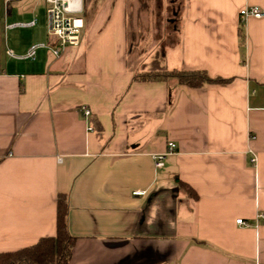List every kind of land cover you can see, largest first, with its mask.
I'll list each match as a JSON object with an SVG mask.
<instances>
[{
    "label": "crops",
    "instance_id": "0c3cea01",
    "mask_svg": "<svg viewBox=\"0 0 264 264\" xmlns=\"http://www.w3.org/2000/svg\"><path fill=\"white\" fill-rule=\"evenodd\" d=\"M87 1L80 46L50 61L7 55L54 42L46 0H0V253L54 236L62 193L70 264H264V17H240L264 0H181L174 40L140 53L232 79L199 88L133 81L128 0Z\"/></svg>",
    "mask_w": 264,
    "mask_h": 264
},
{
    "label": "trees",
    "instance_id": "16d2710c",
    "mask_svg": "<svg viewBox=\"0 0 264 264\" xmlns=\"http://www.w3.org/2000/svg\"><path fill=\"white\" fill-rule=\"evenodd\" d=\"M244 39V32L240 30ZM128 54L130 61L128 67L133 73V81L169 82L174 80L180 85L199 88L207 84L229 83L232 79L212 78L206 71H185L168 69L159 60L154 58L150 63L141 60L140 52L134 37L128 36ZM176 181L179 188L188 197L197 200V193L178 177ZM69 202L66 194L57 196V226L56 234L41 238L36 244L12 252L0 253V264H70L73 249L77 238L74 237L68 226Z\"/></svg>",
    "mask_w": 264,
    "mask_h": 264
},
{
    "label": "built area",
    "instance_id": "2783aa9c",
    "mask_svg": "<svg viewBox=\"0 0 264 264\" xmlns=\"http://www.w3.org/2000/svg\"><path fill=\"white\" fill-rule=\"evenodd\" d=\"M47 3V20L48 35L54 40L53 43H41L33 45L27 54L22 57L15 56L9 50L7 55L19 59L35 60L39 49H48L51 53L59 58L68 47H78L81 44V37L85 28V21L82 17L84 13V0H46ZM241 22L244 23L249 17L263 18L264 10L257 6H247L240 12ZM36 20L29 23H21L20 26H34ZM85 116L90 115V110L86 107L82 108ZM176 148L174 143H169L170 152ZM170 153L156 154L154 156L156 168H162L165 164L166 156ZM252 163L257 162V157L253 154ZM145 192H135L134 195H143ZM264 220V215L258 217ZM242 226H250L251 224L243 219L237 221Z\"/></svg>",
    "mask_w": 264,
    "mask_h": 264
},
{
    "label": "rangeland",
    "instance_id": "374dc122",
    "mask_svg": "<svg viewBox=\"0 0 264 264\" xmlns=\"http://www.w3.org/2000/svg\"><path fill=\"white\" fill-rule=\"evenodd\" d=\"M84 2L86 6L88 1L84 0ZM91 3L88 10L89 16L93 14ZM180 7H182L181 0H128L130 36L135 35L140 53L148 49V57L156 55L174 40L175 35L172 34L176 23L172 20H178L177 12ZM1 17L2 14H0V19ZM39 23L47 31L45 12L41 13ZM70 48L72 47L68 49ZM0 53L5 56L2 47ZM47 58L50 61L55 59L51 51H47Z\"/></svg>",
    "mask_w": 264,
    "mask_h": 264
}]
</instances>
